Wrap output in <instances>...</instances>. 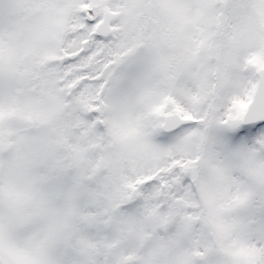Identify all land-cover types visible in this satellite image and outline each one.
Segmentation results:
<instances>
[{
  "label": "snow or ice",
  "instance_id": "1",
  "mask_svg": "<svg viewBox=\"0 0 264 264\" xmlns=\"http://www.w3.org/2000/svg\"><path fill=\"white\" fill-rule=\"evenodd\" d=\"M0 264H264V0H0Z\"/></svg>",
  "mask_w": 264,
  "mask_h": 264
}]
</instances>
